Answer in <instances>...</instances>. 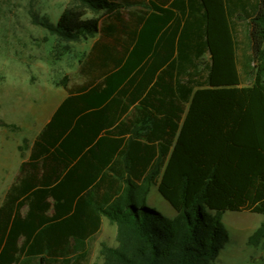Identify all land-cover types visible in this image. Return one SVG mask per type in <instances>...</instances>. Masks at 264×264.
Returning <instances> with one entry per match:
<instances>
[{"label":"trees","instance_id":"trees-1","mask_svg":"<svg viewBox=\"0 0 264 264\" xmlns=\"http://www.w3.org/2000/svg\"><path fill=\"white\" fill-rule=\"evenodd\" d=\"M81 1L102 13L67 7L48 28L69 40L98 37L81 61L84 81L68 87L66 78L69 95L6 191L0 264H89L103 217L120 239L102 244L103 264H214L229 239L225 211L262 214L249 237L259 244L264 0L191 3L204 10L211 54L207 85L197 88L181 81L185 62L173 58L180 0ZM156 184L175 216L147 204Z\"/></svg>","mask_w":264,"mask_h":264},{"label":"rangeland","instance_id":"rangeland-1","mask_svg":"<svg viewBox=\"0 0 264 264\" xmlns=\"http://www.w3.org/2000/svg\"><path fill=\"white\" fill-rule=\"evenodd\" d=\"M67 7L86 8L81 0H0V117L5 121L0 126V170H5L6 161L13 156L17 139L31 136L30 122L36 117L43 122L56 104L66 78H78L75 54L78 49L86 51L89 42L84 39L96 37L69 40L49 30ZM86 11L87 17L102 13ZM209 67L208 59L197 62L184 73V80L194 87L207 85ZM4 193L0 184V204ZM147 204L168 217L176 214L158 184L152 187ZM262 221L259 213L225 211L223 222L229 239L214 264H264V238L257 245L249 243ZM103 243L120 246L118 225L107 219L100 233L88 241L89 264H103Z\"/></svg>","mask_w":264,"mask_h":264},{"label":"crops","instance_id":"crops-1","mask_svg":"<svg viewBox=\"0 0 264 264\" xmlns=\"http://www.w3.org/2000/svg\"><path fill=\"white\" fill-rule=\"evenodd\" d=\"M180 1L185 9L183 13L177 11L176 14L177 17H180L181 24L176 37V43H175L176 49L173 58L185 62V66L179 78L183 83L189 84L184 80V73H188L190 71L189 69L190 66L197 65V62L201 60L204 59L211 60V54L209 53L206 47L204 10L201 8V10L195 11L190 7L191 3H194L197 7L200 8V1L199 0H180ZM170 35L171 32H168L165 36L166 39L170 38ZM97 37L98 35L92 41H89V39L87 38L84 39L85 41L88 40L89 42V46H87L85 52H81V49L77 50L75 56L77 57V72L79 76L75 80L72 79L67 80L68 87L81 84L84 81V77L80 74L81 61L90 52ZM181 37L183 39L180 41ZM59 94H60L59 99L57 100L53 108L44 116L43 122H38L37 117L35 118L36 119L35 121L30 122L29 129L31 131H29V133L31 132V136L22 135L20 138L17 139L18 142L16 143L15 148L12 152L13 156L11 155V157H13L14 160L11 161L10 160L11 157H10L6 161L5 170L3 169L0 170V173H3L2 175L0 174V184L1 187L5 189L2 202L4 200L6 191L17 180L21 164L30 158L32 152V146L35 139L40 134L44 126L49 122V120L51 119V117L59 107V105L69 95L64 85H62L61 88L59 89ZM106 219L109 220L107 217H103L102 226Z\"/></svg>","mask_w":264,"mask_h":264}]
</instances>
